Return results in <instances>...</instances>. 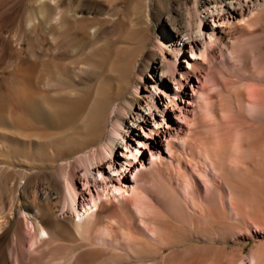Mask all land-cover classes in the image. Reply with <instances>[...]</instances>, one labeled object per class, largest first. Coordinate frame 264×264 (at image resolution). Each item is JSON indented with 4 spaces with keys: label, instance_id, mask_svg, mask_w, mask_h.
I'll return each mask as SVG.
<instances>
[{
    "label": "rangeland",
    "instance_id": "rangeland-1",
    "mask_svg": "<svg viewBox=\"0 0 264 264\" xmlns=\"http://www.w3.org/2000/svg\"><path fill=\"white\" fill-rule=\"evenodd\" d=\"M193 7L194 0H0L4 229L25 231L23 219L16 222L11 215L25 177L53 174L63 182L66 171L94 150L104 160L102 149L117 120L146 101L149 77L161 67L168 71V59L175 64L171 33L187 34ZM184 50L189 56L190 49ZM252 62L231 69L218 57L210 71L200 72L212 80L205 89L211 104L199 100L187 150L174 144L173 161L140 173L139 198H129L127 213H100V223L87 225L92 235L79 236L66 222L69 233L59 227L50 245L26 264H66L72 247L89 249L88 235L94 252L68 264H251L252 256L264 264V103L251 107L245 92L253 86L264 93V61ZM129 159L134 165L140 158ZM180 160L187 170L178 169ZM209 163L221 181L213 179ZM131 172L125 175L136 173ZM191 176L214 181V190L199 189ZM175 177L193 186L194 195L175 189ZM107 187L109 199L120 197ZM229 191L237 202L232 214L225 202ZM139 215L147 229L136 220Z\"/></svg>",
    "mask_w": 264,
    "mask_h": 264
},
{
    "label": "bare ground",
    "instance_id": "bare-ground-1",
    "mask_svg": "<svg viewBox=\"0 0 264 264\" xmlns=\"http://www.w3.org/2000/svg\"><path fill=\"white\" fill-rule=\"evenodd\" d=\"M183 1L187 4L191 0ZM193 9L185 29L187 34L177 31L171 33L170 45L178 53L175 64L165 56L169 70L161 67L154 78L149 77L152 85L147 87L149 83L146 84V101L137 104L136 112L131 106L128 113L117 120L113 134L102 149L106 153L104 160L94 150L88 158L80 160L78 167L66 171L63 182L53 174L24 178L11 215L16 222L23 219L25 231L23 233L19 227L4 229L0 224V264H26L32 254L43 251V246L52 240L59 227L69 233L68 229H71L68 222L77 235L84 236L92 232L91 224L102 221L100 213L120 217L121 211L122 214L126 212L124 206L129 198H139L137 181L140 173L144 170L153 172L162 167L166 160L173 161L174 144H178L182 150L188 147V132L197 115L199 100L206 105L211 104L205 89L212 80L209 75L201 78L200 72L206 69L210 71L218 57L225 67L231 69L245 65L249 59L256 61L252 62L253 65L264 61V0H194ZM200 45L203 49L198 53ZM185 48L190 49L189 56H185ZM183 53L184 59L181 60ZM198 57H202V61ZM171 81L176 85L175 88L171 86ZM245 92L251 107L264 103V93L260 89L248 86ZM138 145L146 153L141 154ZM132 156L140 158L134 165L129 159ZM138 163L139 168L136 167ZM176 165L179 170H187L185 161H176ZM133 168L135 174L131 177L125 175L132 173ZM209 172L213 174L214 180L221 181L219 172L211 163ZM97 175L101 176L100 180ZM192 178L198 183L199 189L201 185L207 192L213 188L214 181L203 182ZM99 186L104 187L100 190ZM107 186H111L120 197L116 194L109 199L110 189ZM173 187L185 195H194L193 186L178 177L174 178ZM102 195L108 200L105 198L102 201ZM225 200L231 214L238 211L231 192L227 193ZM61 213L63 218L59 216ZM136 220L147 229L148 221L144 217L139 215ZM88 240L90 247L85 251L70 247L72 253L69 261L79 262L85 255L94 252L91 248L95 242H92L90 235ZM51 245L54 246V243ZM250 263L256 264L254 256L250 258Z\"/></svg>",
    "mask_w": 264,
    "mask_h": 264
}]
</instances>
